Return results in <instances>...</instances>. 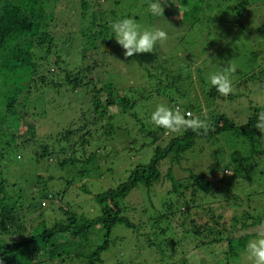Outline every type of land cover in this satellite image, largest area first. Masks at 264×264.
<instances>
[{
    "label": "trees",
    "instance_id": "obj_1",
    "mask_svg": "<svg viewBox=\"0 0 264 264\" xmlns=\"http://www.w3.org/2000/svg\"><path fill=\"white\" fill-rule=\"evenodd\" d=\"M108 1L111 0H0V96L4 100L0 105V146L15 145L17 149L25 150L34 146L33 143H40L33 152V161L28 163L26 158L27 162L22 163L25 166L33 164L37 168L43 161L53 162L56 156L63 157L60 163L63 165L81 163L86 166L94 161L100 162L99 147L105 144L95 141L94 133L109 144L113 117L129 113L136 105L134 99L118 94L113 79L105 78V71L104 74L101 72L103 79L94 76L97 69L104 68L99 57H108L109 49L118 44L111 33V23L133 18L128 0H114V10H108ZM161 3H164L162 7L166 17H173L179 10L171 0H161ZM134 4L132 2L131 5ZM179 4L187 6V10L180 8L186 28L208 26L209 29L217 24L213 17H220L221 23L229 17L231 20L234 15L236 21L244 25L241 27L248 32L247 36L255 38L256 48L264 46H259L264 43V0H179ZM204 17L207 18L205 23ZM185 59L193 61L192 55L187 54ZM77 61L83 65L77 67ZM174 62L171 65L174 73L169 66L163 68L161 64L152 69L151 77L156 78L157 75L159 78L156 88L148 86V90L155 89L149 93L166 98L164 91L174 92L180 98L189 96L192 100L183 91L187 83L183 78L185 67L177 59ZM162 74L164 78H161ZM142 89L140 92L146 90ZM208 92L206 98H221L214 88ZM32 94L37 97L33 102L36 105L30 101ZM64 94H67L66 103L72 113L67 120L68 125L53 134L55 139L50 140V144H43L40 142L43 139L37 137V127L41 122L43 128L44 123H51L43 119L49 113L55 114L56 108H61L62 105L53 102V98ZM172 105L183 111L179 104L172 102ZM110 110L117 114L112 116ZM185 111L196 113L199 109L195 105V108L188 107ZM204 119L207 128L198 131L170 132L158 128L153 133L155 148L151 162L132 171L127 182L95 195L94 199L100 206L98 214L88 211L82 214L77 208L53 203L55 196L53 198L47 190L52 178L45 188L41 183L46 178L37 176L35 187L23 190L7 172L1 171L0 163V264H102L103 253L115 244L111 237L114 227L123 225L142 233L149 231V224H152L156 234L163 222L167 225H162L159 233L166 235L173 229L184 236L185 241L179 237L170 241L174 247L182 248L187 244L188 251L203 249L207 251L204 256L208 264H213L208 252L213 253L214 250L222 255L215 260L218 264H241L240 255L251 236L234 237L236 231L264 227V189L259 181V177H264V144H256L252 138L257 114L249 121L253 126L248 129L252 131L247 136L251 151L244 158L246 165H241V159L235 168L237 176L244 174L247 188L231 184L225 178L212 186L205 175L196 174L192 169L185 170L187 176L184 179L173 178L172 165L178 163L179 155L193 148L199 139L239 129L231 125L224 115L215 114ZM241 129L242 135H246L247 128ZM168 133L171 136L160 145ZM78 146L91 148L94 153L90 152L78 161L77 153L83 152V149L77 150ZM164 161L171 163L165 176L162 174ZM96 172L100 171L97 169ZM72 173L81 178L79 180L90 176L84 167ZM164 183L170 184L169 194L172 195L165 203L164 213L155 212L150 216L146 213L145 221L136 225L132 220L135 208L129 210L122 204L123 200L137 186L148 190ZM251 185L256 193L241 199ZM231 192L235 196L232 197ZM47 201L50 202L48 208H51L48 213L44 206ZM255 202L259 210L253 208ZM212 204L216 207L213 208ZM143 210H147L145 206L141 212ZM227 212L233 214L229 219L226 218ZM198 214L204 218H199ZM185 256L183 253L180 264H187Z\"/></svg>",
    "mask_w": 264,
    "mask_h": 264
},
{
    "label": "rangeland",
    "instance_id": "obj_2",
    "mask_svg": "<svg viewBox=\"0 0 264 264\" xmlns=\"http://www.w3.org/2000/svg\"><path fill=\"white\" fill-rule=\"evenodd\" d=\"M128 2L129 12L137 23L144 26L155 25L166 31L168 38L163 43L158 44L153 53L134 54L132 57H125L124 50L115 43L116 45L109 49V53L106 55L108 57H99V61L104 63V68L97 69L94 76L96 78L101 76L103 79L104 76L101 75V72L102 74L106 72L105 78L113 79L118 94L124 98L134 99L133 102L136 103L129 113L120 116L115 110H110L112 116L117 115L113 117L114 122L110 126L112 136L109 138V144L105 138L98 139L100 135L96 136L94 133L93 139L98 143L105 144L99 147L100 162L94 161L86 166L81 163L63 165L60 164L63 157L56 156L53 162L43 161L42 165L37 168L33 164L25 166L22 163L27 162L25 161L26 158H28V163L33 161L31 159L33 152L40 143L38 145L33 143L34 146L31 145L30 147L17 143L18 146L26 147L25 150L17 149L15 145L0 146V155L3 158V161L0 162L2 164L1 171L7 172L12 181L18 183L23 190L24 188L33 189L37 176L46 178L41 183V186L45 188L47 184L51 183L49 178H52V184L47 187V190L53 198L55 196L53 203L59 206L61 204V206L77 208L82 214H85L86 211L98 214L100 213V206L94 199L95 195L108 188H114L121 182H127L132 171L151 162L155 148L153 133L158 129L150 122L151 111L157 103L165 102L173 107V102L179 104L183 111L188 107L195 108L196 105L199 112L194 114L200 115L202 119L204 117L211 118L215 114L224 115L231 125L239 129L199 139L193 148L179 155V162L174 163L172 167L169 161L163 162V176L171 167L173 178L180 180L187 176L186 169H192L196 174L205 175L212 186L217 184L220 179L225 178L231 181V184L247 188L244 174L237 176L235 168L238 165V160L241 159V165L245 166L244 158L250 155V143L247 136L251 135L252 131L249 132L248 129L253 125L249 121L255 114L264 111V65H261L264 63V46L256 48L255 38L247 36L248 32L241 27L244 25L240 21H236L234 15L231 20L229 17L221 23L219 22L220 17L212 16L217 24L212 25L211 28L199 26L192 29L188 26L187 28L184 27L183 10H178L173 17H166L165 14L153 16L146 12L148 0H128ZM132 2L135 4L131 5ZM107 4L108 10H114V0L108 1ZM135 17H138V20ZM108 19L111 20L110 17ZM205 20L207 21L206 17L203 19L204 23ZM262 44L264 43H260L259 46ZM187 54L192 55V62L185 59ZM176 59L185 67L183 78L187 79V83L184 81L183 91L188 93L192 100L188 95L186 99L180 98L174 92L166 93L164 91V97L167 99L149 93L156 88L159 78L157 75L156 78L151 77L152 75L149 73L152 72V69L161 64L163 68L169 66V69L174 73L171 65L175 64L174 60ZM229 61H235L236 66L232 92L227 96L220 94L219 97L222 99L218 97V99L215 97H213L215 99L206 98V94L211 89L207 86L208 73L213 71L216 65L223 67ZM82 65L77 61V67ZM161 78H164L163 74ZM95 80L97 81V79ZM148 86L151 88L154 86V88L148 90ZM142 88L146 90L140 92L143 90ZM169 97L172 98V101L169 100ZM34 98L32 94L30 99L32 104L35 100L37 101V97ZM66 98L67 94L53 98V102L56 101L58 105H62L61 108H56L55 114L49 113L47 118L43 119L44 122L50 120L51 123H44L43 128L41 122L37 127V137L43 139L40 141L43 144H50V140L55 139L53 134H57L68 125L67 120L70 119L72 113L66 103ZM3 101L2 96H0V105ZM243 127L247 128L245 130L246 135H242L241 128ZM166 135L159 142L160 145L164 144L171 136L169 133ZM252 138L256 144H264V140H262L264 133L259 132L256 128ZM77 148V150L83 149V152L77 153L78 161H82L84 156L93 152L91 148L86 149V147L80 148L79 146ZM13 154H16V157L20 156V158L17 159ZM173 156L175 157L174 154ZM82 167L88 171L90 176L79 180L81 178L73 175L72 172L73 170L79 172ZM245 168L248 167H243V169ZM97 169L100 171L99 173L96 172ZM259 181H261L260 187L264 189V177L262 179L259 177ZM169 187V183L148 190L142 186H137L123 200L122 204L127 206L129 210L132 209L131 207L135 208L136 212H132V220L136 225H141L145 221L146 213L149 216L155 212L164 213L165 203L172 196L169 194ZM254 192L255 187L251 185L248 186L244 195L237 194L241 195V199H243L246 195H253ZM230 195L233 197L235 193L231 192ZM49 203L48 201L44 202L45 208L50 206ZM255 204H253V208L259 210L256 202ZM143 206L147 210L141 212ZM212 207L215 208L216 205L212 204ZM50 209L48 208L46 213L50 212ZM232 215V213L226 214V218L229 219ZM198 217L204 218L201 214H198ZM196 220L199 222V219ZM162 225H167V223H161L160 228ZM160 228L158 229L160 230ZM153 229L152 224H149V231L144 230L142 233L131 231L123 225L114 227L111 237L115 240V244L110 247V250L103 253L102 264H180L183 253L186 255L187 264H208L207 257L205 258L207 251L203 249L188 251L189 245L187 244L183 245L182 248L172 245L170 241L173 238L179 237L184 240L183 235H178L173 229L166 235L159 233V230L154 234ZM262 230H264L263 226L244 231L238 230L234 237L251 236L253 239L258 231ZM208 257L211 258L213 264H218L215 260L222 258V255L218 250H214L213 253L208 252ZM240 263L251 264V261L242 253Z\"/></svg>",
    "mask_w": 264,
    "mask_h": 264
},
{
    "label": "clouds",
    "instance_id": "obj_3",
    "mask_svg": "<svg viewBox=\"0 0 264 264\" xmlns=\"http://www.w3.org/2000/svg\"><path fill=\"white\" fill-rule=\"evenodd\" d=\"M172 2L179 10L181 7L187 10V6H181L179 0H172ZM162 4L164 3H161V0H148L146 12L153 16L163 15ZM110 28L115 41L124 50L125 57H132L134 54L153 53L157 45L168 38L163 29L155 25L144 26L131 17L112 22ZM235 72V61L227 62L223 67L216 65L215 69L207 75V86L214 88L219 94L227 96L233 90ZM150 122L157 128L171 132L188 129L198 131L207 128L206 119H202L200 115L190 111H182L165 102L155 105L150 114ZM255 127L259 132L264 133V111L257 113ZM244 255L251 261V264H264V230L258 231L256 237L247 242Z\"/></svg>",
    "mask_w": 264,
    "mask_h": 264
}]
</instances>
